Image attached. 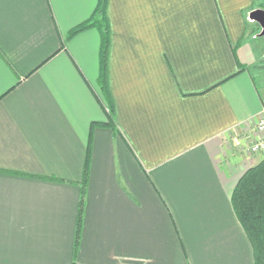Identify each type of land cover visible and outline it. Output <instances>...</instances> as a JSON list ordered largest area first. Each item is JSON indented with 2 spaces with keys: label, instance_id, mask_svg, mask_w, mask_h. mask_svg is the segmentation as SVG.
Masks as SVG:
<instances>
[{
  "label": "crops",
  "instance_id": "1",
  "mask_svg": "<svg viewBox=\"0 0 264 264\" xmlns=\"http://www.w3.org/2000/svg\"><path fill=\"white\" fill-rule=\"evenodd\" d=\"M98 1L0 0V264H254L264 0H106L113 126Z\"/></svg>",
  "mask_w": 264,
  "mask_h": 264
},
{
  "label": "trees",
  "instance_id": "2",
  "mask_svg": "<svg viewBox=\"0 0 264 264\" xmlns=\"http://www.w3.org/2000/svg\"><path fill=\"white\" fill-rule=\"evenodd\" d=\"M106 0L98 1V8L92 18L74 28L69 37L97 28L102 33L100 84L104 98L110 108L109 122L106 126H113V106L107 88V62L109 51V33L106 21ZM100 124H93V127ZM103 126V125H102ZM105 126V125H104ZM90 172V151L84 168V186L88 182ZM84 189V188H83ZM84 193L80 202V216L78 220L77 244L81 230L82 214L84 209ZM232 205L236 216L242 225L253 249L254 264H264V160L257 166L250 168L239 180L232 194Z\"/></svg>",
  "mask_w": 264,
  "mask_h": 264
},
{
  "label": "built area",
  "instance_id": "3",
  "mask_svg": "<svg viewBox=\"0 0 264 264\" xmlns=\"http://www.w3.org/2000/svg\"><path fill=\"white\" fill-rule=\"evenodd\" d=\"M255 126L256 140L240 150L242 156L248 159L264 153V118L259 119Z\"/></svg>",
  "mask_w": 264,
  "mask_h": 264
},
{
  "label": "water",
  "instance_id": "4",
  "mask_svg": "<svg viewBox=\"0 0 264 264\" xmlns=\"http://www.w3.org/2000/svg\"><path fill=\"white\" fill-rule=\"evenodd\" d=\"M250 19L260 24L262 28L261 35L264 36V11L263 10L254 11L253 13H251Z\"/></svg>",
  "mask_w": 264,
  "mask_h": 264
},
{
  "label": "rangeland",
  "instance_id": "5",
  "mask_svg": "<svg viewBox=\"0 0 264 264\" xmlns=\"http://www.w3.org/2000/svg\"><path fill=\"white\" fill-rule=\"evenodd\" d=\"M263 157H264V153H263Z\"/></svg>",
  "mask_w": 264,
  "mask_h": 264
}]
</instances>
